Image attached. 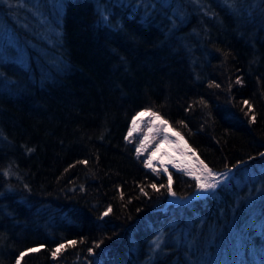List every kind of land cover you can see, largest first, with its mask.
<instances>
[{
	"label": "trees",
	"instance_id": "1",
	"mask_svg": "<svg viewBox=\"0 0 264 264\" xmlns=\"http://www.w3.org/2000/svg\"><path fill=\"white\" fill-rule=\"evenodd\" d=\"M40 5L50 21L0 54V264H201L233 255L234 240L244 255L221 264H264V3ZM143 109L213 169L245 164L207 197L160 209L168 193L150 185L167 176L128 135ZM172 176L182 196L196 187Z\"/></svg>",
	"mask_w": 264,
	"mask_h": 264
},
{
	"label": "rangeland",
	"instance_id": "2",
	"mask_svg": "<svg viewBox=\"0 0 264 264\" xmlns=\"http://www.w3.org/2000/svg\"><path fill=\"white\" fill-rule=\"evenodd\" d=\"M45 1H47V0H45ZM49 2L50 3H54V0H49ZM10 3H11V6H8L6 4H0V54L4 50V46H6V44L9 43V42L15 44L16 46H18V49H20V50L25 48V47H22V45H20L17 40L18 39H22L20 34H23V35L26 36V34L28 32L29 33H31V31L34 32L36 30V26H39L38 30H41V28H40V25H41L40 18H41V16L43 17L42 20L50 21V15L48 13L41 12V14H39V12L41 11L40 7L43 6V5H40V0H10ZM11 19H13V20H11ZM50 27L52 28L53 26L50 25ZM49 35H50V33H49ZM42 37L44 39L48 40V41H51V39H52L51 35H50V38L49 37H44V36H42ZM148 111H149L148 117L142 123V125H140L139 128H135L133 131H130V129H129V133L131 132V137L132 136H136L139 139V142L144 140L145 136L148 137V139L144 141L145 144L147 145L146 150H142L140 152L141 155H144V157L146 159V162L148 161L149 156H151L152 153L156 150L157 145L160 146L161 142L163 141V137H164V129H163V127L155 122L156 118H153L152 115H151L153 113V111H151V110H148ZM160 117H162V116H160ZM185 139H186V137H185ZM187 142L189 143L188 140H187ZM192 148L194 149L195 153L197 154L195 159L197 160V158H198L200 161H203L204 164H206L209 168H211L217 174L225 173L226 170L228 171V169L223 170V171L222 170L218 171V170L213 169L198 154V152L196 151V149L193 146H192ZM162 152L163 153H171V154H173L174 150L172 148H169V150L168 149L167 150L163 149ZM191 155H193L192 152H190V156ZM196 160H194L195 162H191L190 165L194 169L199 171L198 161H196ZM153 165H154L155 168H157L160 171V173H163L166 176H167V174H165L163 172V167H167L169 172H171V173H172V170H176L178 172H181V173L185 174L184 171L178 170L177 168H174L173 166H166L165 163L162 160H160L159 158H156V157L153 158ZM234 173H235V167L232 168V173L229 175L227 180H224L222 176L219 177L222 180V183H220L218 185V187L221 184H223L224 182L228 181L233 176ZM187 176L190 177L191 179L195 180L192 176H189V175H187ZM172 180H173V176H172ZM172 187H173V190L175 192H177L174 189L173 184H172ZM217 188L211 189L208 192H202V193H210V194H212ZM195 189L199 190L197 188V186L193 190H195ZM177 194L180 197L179 201H177V202L182 201V195H180L179 193H177ZM168 199H170V195H168ZM237 241L238 240H234L233 244H230V247H232L231 250L233 251V255H229L228 251H227V253L222 254V249H219L221 247V243H218L217 248L219 250L216 253H209V251H208L207 257L202 258L200 263L201 264H221V263H226V262L229 261L228 258L230 256L232 258H234L235 260H238L240 257H242L244 255V253H243L244 249H243V246L241 244H235ZM207 248H209V246ZM252 257L253 258H257L256 255H252Z\"/></svg>",
	"mask_w": 264,
	"mask_h": 264
},
{
	"label": "snow or ice",
	"instance_id": "3",
	"mask_svg": "<svg viewBox=\"0 0 264 264\" xmlns=\"http://www.w3.org/2000/svg\"><path fill=\"white\" fill-rule=\"evenodd\" d=\"M258 2L260 3H264V0H258ZM225 3H228V0H225ZM0 4H6L8 6H11L10 0H0ZM105 22L107 21V17H104ZM237 83H240V81L238 80ZM219 85H217L218 87ZM246 105L248 104V101L244 102ZM251 111V108L249 109ZM140 115V114H137ZM153 118H159L158 114L153 112L152 114ZM252 121H255V116L253 115L251 117ZM166 123V122H165ZM133 124V128L135 129L137 126V120H133L132 122ZM177 135L179 136V133H177ZM129 136H131V132L129 133ZM148 137L145 136L144 140L140 141V146L138 148H136V152L140 153L142 150H146L147 145L145 144V140H147ZM164 141L169 140V137L164 136L163 137ZM178 144V141H177ZM178 150L181 152L182 155H185V150L184 149H179ZM31 151V150H29ZM159 151V146L157 145L156 150L152 153L151 156H149L148 161L146 162L145 166L148 168H151L153 170V172H155V174L157 176H159L161 173L160 171L154 167L153 165V158L155 157V152ZM165 155H168L167 153H165ZM194 155V153H193ZM259 155L264 156V153H260ZM198 161V165H199V171H197L196 169H194L191 165H184V167H181V164L179 163H173V167L177 168L178 170L184 171L186 175L192 176L195 181H196V186L197 188L200 190V192H208L211 189H215L218 187V185L220 183H222V180L219 177H223L224 180H227L229 175L232 173V168H229L227 172L225 173H221V174H217L216 172H214L211 168H209L206 164H204L203 161H200L197 158ZM171 162V160L169 161ZM79 163H83V164H87L88 162L85 161H80ZM163 172L165 174H167V184H160L159 186H157L156 183H152L150 185V187L155 190L156 192H160L161 189H166L168 195H170L171 197H176L177 193L173 190L172 184H173V180H172V173L169 172L167 167H163ZM5 175H7L8 173L5 172ZM141 191L143 192L144 189L141 188ZM145 195H148L147 192H144ZM112 211V207L109 206L108 209L105 211L104 215L107 216L110 212ZM69 245L74 246L76 244V241H70L68 242ZM154 244V251L159 249L161 246L162 241L160 240L159 237H157L156 240H154L152 242ZM66 246L64 244H60L56 249H54L52 251V256L55 258L62 249H64ZM96 247H99V244L96 245ZM37 251V249H29L28 252H35ZM89 251L91 252L92 249H89ZM26 253H21V258L25 255ZM17 264H19V260L17 261Z\"/></svg>",
	"mask_w": 264,
	"mask_h": 264
},
{
	"label": "bare ground",
	"instance_id": "4",
	"mask_svg": "<svg viewBox=\"0 0 264 264\" xmlns=\"http://www.w3.org/2000/svg\"><path fill=\"white\" fill-rule=\"evenodd\" d=\"M137 114H140V115H137ZM137 114L132 118L131 125H130V131L134 130L133 124H132L133 120H137L136 128H139L140 125H142V123L148 117L149 111L146 110V109H143V110L139 111ZM158 117L159 118H156L155 122L163 127L164 136L169 137V140H167V141L163 140L161 142V144L159 146V151L155 152V157L159 158L160 160H162L165 163L166 166H173V163H179V164H181V167H184V165H190L191 162H195L194 160H196L195 157L197 156V154L195 153V151L192 148V146L187 142L185 137L179 131H177L164 118L160 117L159 115H158ZM177 133H179V136L177 135ZM177 141H178V144H177ZM169 148H172L174 150V153L173 154L167 153L168 155H165V153H163L162 150L163 149H165V150L168 149L169 150ZM178 148L179 149H184L186 154L182 155L181 152L178 150ZM190 152L194 153V155L190 156ZM170 160H171V162H169ZM231 168H234V167H231ZM237 168L238 167L236 165L235 172H236ZM226 169H229V168H226ZM226 169H224V170H226ZM225 172H227V170ZM179 199H180V197H179L178 194H177L176 197H171L170 196V200H172V201L177 202V201H179Z\"/></svg>",
	"mask_w": 264,
	"mask_h": 264
},
{
	"label": "water",
	"instance_id": "5",
	"mask_svg": "<svg viewBox=\"0 0 264 264\" xmlns=\"http://www.w3.org/2000/svg\"><path fill=\"white\" fill-rule=\"evenodd\" d=\"M248 160H249V159H248ZM243 164H245V161L240 162V163L237 165V167H239L240 165H243ZM209 194H210V193H202V192H200V190H196V189H195V190H193L192 192H190V193H188V194H186V195H183V196H182V201H180V202H175V201H172V200L168 199V200L165 202L164 206L159 207V208H160V209H165V208H167V207H168L170 204H172V203H175V204H179V203H181V204H189L190 202L195 201V200H197V199L207 197Z\"/></svg>",
	"mask_w": 264,
	"mask_h": 264
}]
</instances>
